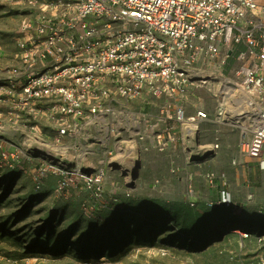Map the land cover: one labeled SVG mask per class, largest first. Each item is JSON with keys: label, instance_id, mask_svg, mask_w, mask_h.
<instances>
[{"label": "built area", "instance_id": "built-area-1", "mask_svg": "<svg viewBox=\"0 0 264 264\" xmlns=\"http://www.w3.org/2000/svg\"><path fill=\"white\" fill-rule=\"evenodd\" d=\"M28 3L32 10L19 27L16 62L7 64L0 79V170L29 174L37 190L53 177L54 197L77 196L85 216L97 218L130 195L111 178L112 159L150 151L179 156L185 139L195 138L211 119L198 90L215 97L217 85L219 101L233 93L231 79L236 93L248 97L244 106L257 108L252 135L241 139L239 152L261 157L264 0ZM233 52L231 78L224 68ZM108 119L122 125L94 136L90 126ZM13 130L27 138L15 142L7 132L13 136ZM93 138L106 147L104 154L95 167L76 164L91 156ZM64 139L72 145L65 146ZM218 149L214 139L201 157ZM199 176L211 193L207 208L235 204L224 173L206 169ZM188 194L194 206L198 194L191 182Z\"/></svg>", "mask_w": 264, "mask_h": 264}, {"label": "rangeland", "instance_id": "rangeland-1", "mask_svg": "<svg viewBox=\"0 0 264 264\" xmlns=\"http://www.w3.org/2000/svg\"><path fill=\"white\" fill-rule=\"evenodd\" d=\"M28 4V0H0V79L7 64L16 62L19 27L32 10ZM225 73L234 76L230 68ZM217 93L216 85L215 97ZM197 95L206 107L213 105L210 92L198 90ZM118 124L122 122L108 119L89 130L101 138L103 130ZM13 131L15 142L27 138L20 130ZM114 140L113 134L110 142ZM92 145L91 156L85 159L98 161L106 147L96 138ZM221 154L237 152L218 150L203 167L223 173L224 167L217 163ZM120 157L112 159L116 167L110 176L130 195L97 218L85 216L77 196L54 197L55 183L46 182L37 190L29 174L0 170V264H264V213L259 212L264 206L256 209L261 217L254 225L238 228L228 222L237 207L205 206L211 197L205 193L207 183L186 175L195 165L183 164L173 152ZM190 182L198 194L194 206L188 196ZM229 186L233 200L241 205L243 184ZM245 232L247 238L242 236Z\"/></svg>", "mask_w": 264, "mask_h": 264}, {"label": "crops", "instance_id": "crops-1", "mask_svg": "<svg viewBox=\"0 0 264 264\" xmlns=\"http://www.w3.org/2000/svg\"><path fill=\"white\" fill-rule=\"evenodd\" d=\"M235 48L237 51L244 49L243 46H236ZM234 54L235 52L231 54L225 65L224 75H226V70L229 68L231 70V66L235 64ZM232 61H234L233 64H231ZM231 80L232 86L229 87V91L233 90V93H230L219 101L217 100L218 96L211 97L214 103L210 105L209 108L207 107L211 119L200 125L199 132L195 138L185 139L183 150L177 154L183 164L195 165L198 168L195 171V166L190 167L189 170L186 171L187 177L193 178L195 182L197 181L204 184L203 178L199 176L200 171L206 170L203 166L207 165V163L218 155V150H221V152H237L236 155L221 154L217 157V163H221L222 167H224L222 172L228 178L229 183L240 181L244 186L243 201L240 205V201L234 200L235 204L233 206L235 208H233L236 209L237 207L239 210H234V217L228 222L230 225H254L257 219L261 217V215L256 212V209L260 206H264V152L259 158H252L239 152V143L241 139L249 138L252 135L254 116L257 108L247 109L244 106L248 97L236 93L234 88L235 84ZM137 103L138 102H133L131 105L135 107ZM156 103L158 102H155V104ZM201 104H203V100H201ZM244 110H247V112ZM153 112H156V106H154ZM7 132L12 137L11 131ZM214 139L218 140L219 149L212 157L202 158L201 154L205 153L210 148ZM72 142L73 141L70 139H64L62 141L67 147L71 146ZM155 153L159 154L161 152ZM69 161L74 162L70 159ZM232 161H235V163H232ZM75 163L82 167H95L97 161L95 159L88 161L84 157L79 161L75 160ZM201 164H203L202 168L200 166ZM47 182H51V184L55 183V178L50 177ZM205 193L206 195H210L209 190ZM231 195L234 199L233 192H231Z\"/></svg>", "mask_w": 264, "mask_h": 264}, {"label": "bare ground", "instance_id": "bare-ground-1", "mask_svg": "<svg viewBox=\"0 0 264 264\" xmlns=\"http://www.w3.org/2000/svg\"><path fill=\"white\" fill-rule=\"evenodd\" d=\"M236 227H238V228H245V227H247V226H249V224H240V225H235Z\"/></svg>", "mask_w": 264, "mask_h": 264}, {"label": "trees", "instance_id": "trees-1", "mask_svg": "<svg viewBox=\"0 0 264 264\" xmlns=\"http://www.w3.org/2000/svg\"><path fill=\"white\" fill-rule=\"evenodd\" d=\"M217 209V208H216ZM117 210H120V209H117ZM162 223V222H161ZM242 229H244V228H242Z\"/></svg>", "mask_w": 264, "mask_h": 264}]
</instances>
